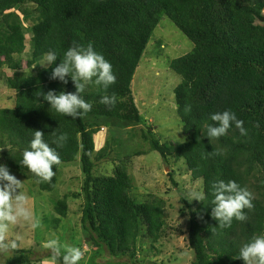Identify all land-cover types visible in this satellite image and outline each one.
Here are the masks:
<instances>
[{"label": "trees", "instance_id": "1", "mask_svg": "<svg viewBox=\"0 0 264 264\" xmlns=\"http://www.w3.org/2000/svg\"><path fill=\"white\" fill-rule=\"evenodd\" d=\"M163 19L193 44L190 52L169 63L181 77L174 93L185 141L161 143L151 136V148L168 164L170 159L185 161L192 178L202 180L209 200L211 185L219 180H235L254 194V208L245 210L248 220H234L223 230L210 214V203L193 205L182 198L189 211L188 247L194 255L189 264H245L234 258L240 246L264 235V0H0V67L11 69L7 84L17 92L15 107L0 108V148L6 150L10 168L36 181L19 163L32 133L41 130L54 148L53 131L66 133L64 146L56 149L61 164L53 167L51 182L38 183L39 189L53 191L60 166L79 157L84 180L82 191L73 196L83 199L84 239L106 253L103 264H140V238L158 241L165 229V201L136 202L129 195L127 168L115 163L111 174L95 175L92 155L94 135L104 122L142 121L132 82ZM89 44L111 62L115 84L106 92L94 83L86 86L83 95L92 110L82 118L51 113L42 93L76 90L70 77L67 85L50 79L52 69L68 48ZM24 51L30 52L26 60L20 57ZM49 51L59 57L45 69L38 63ZM29 68L34 70L28 72ZM113 94L115 106L100 102L102 96ZM224 110L234 111L248 134L242 136L233 127L211 144L200 127L214 123L210 115ZM216 149L222 154L216 155ZM103 156L100 151L96 159ZM55 211L58 218H44L52 229L68 216V195L56 202ZM4 256L5 264H41L44 259L59 264L43 247L40 235L34 246Z\"/></svg>", "mask_w": 264, "mask_h": 264}, {"label": "rangeland", "instance_id": "2", "mask_svg": "<svg viewBox=\"0 0 264 264\" xmlns=\"http://www.w3.org/2000/svg\"><path fill=\"white\" fill-rule=\"evenodd\" d=\"M27 37L30 35L27 33ZM28 46H30L28 44ZM193 49V44L168 19H163L156 29L148 48L144 53L135 73L132 88L136 103L142 113L140 123L123 120L103 119L95 138V175H109L116 164H123L130 175L132 188L130 197L136 202L155 199L165 201L166 226L158 241L142 237L138 243L140 264L146 261L158 264H189L193 260V251L188 247L189 211L182 201L183 194L189 190L202 189V180L192 178L185 161L166 163L161 154L153 150L149 138L154 137L161 143L185 141L180 119L176 113L175 87L181 77L170 68V60L186 54ZM24 51L22 58H28ZM34 69L29 68L31 72ZM12 75L8 67H0V108H13L17 102V92L7 84V77ZM94 118V119H90ZM95 122L97 118L89 117ZM102 126V127H101ZM1 147V144H0ZM5 149L0 148V164L6 165L23 185L28 196V206L32 209L39 227L30 228L21 222L10 235L22 238L21 247L35 245V238L40 235L42 244L56 238L61 244L80 247L87 264H103L108 259L106 253L96 249L84 239L81 229L82 198L74 193L82 191L84 175L79 157L73 163H63L58 173V182L53 191H41L38 182L27 179L19 171L10 168L5 158ZM104 156L97 158L99 152ZM176 183V184H175ZM68 195L69 213L61 220L58 229H52L51 221L58 218L55 204ZM198 201H192L194 205ZM49 223L44 222V218ZM6 257L0 254V262L5 264ZM57 264L51 259H44L41 264Z\"/></svg>", "mask_w": 264, "mask_h": 264}, {"label": "clouds", "instance_id": "3", "mask_svg": "<svg viewBox=\"0 0 264 264\" xmlns=\"http://www.w3.org/2000/svg\"><path fill=\"white\" fill-rule=\"evenodd\" d=\"M58 57L56 52L49 51L40 59L38 65L47 69L56 64ZM59 58L60 63L52 69L50 79L59 80L67 85L70 77L76 90L74 92L62 90L59 93L49 90L42 93L43 99L49 102L51 113L54 111L63 116H71L73 119L82 118L92 110V104L87 102L83 95L86 86L94 83L106 92L116 82L113 66L103 54L95 51L91 44L87 47H70ZM100 102L115 106L117 98L114 94L104 95ZM209 119L214 123L205 124L200 129L202 135L208 137L211 144L226 136L233 127L239 129L242 136L248 134L244 121L239 119L234 111L215 112ZM66 141V133L53 131L51 143L56 145L54 148L44 139L41 130H35L28 147L22 152L19 163L36 178L38 183L51 182L56 174L53 167L61 164L56 149L62 148ZM215 154L221 155L222 150L216 149ZM210 194L209 200L205 192L189 190L183 194V198L189 203L194 200L204 204L210 203L212 205L210 214L218 221V227L222 230L230 228L234 220L247 221L248 215L245 210L250 211L254 208V194L235 180L214 182ZM28 200L21 181L6 165L0 164V254L7 255L20 249L22 238L18 235H10L15 226L23 222L32 229L39 227V221L28 206ZM43 247L51 251L52 259L59 261V264H80L84 260V252L80 247L61 244L56 238L46 241ZM234 258H242L245 264H264V235L251 237L240 246Z\"/></svg>", "mask_w": 264, "mask_h": 264}]
</instances>
